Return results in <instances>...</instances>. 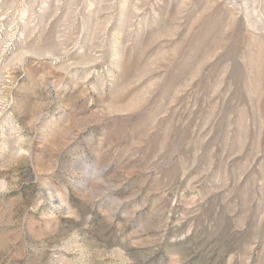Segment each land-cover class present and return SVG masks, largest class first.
I'll return each mask as SVG.
<instances>
[{
  "label": "rangeland",
  "instance_id": "obj_1",
  "mask_svg": "<svg viewBox=\"0 0 264 264\" xmlns=\"http://www.w3.org/2000/svg\"><path fill=\"white\" fill-rule=\"evenodd\" d=\"M0 264H264V0H0Z\"/></svg>",
  "mask_w": 264,
  "mask_h": 264
}]
</instances>
